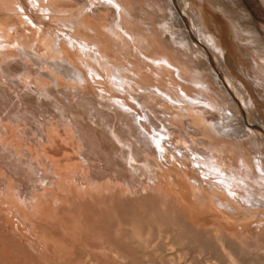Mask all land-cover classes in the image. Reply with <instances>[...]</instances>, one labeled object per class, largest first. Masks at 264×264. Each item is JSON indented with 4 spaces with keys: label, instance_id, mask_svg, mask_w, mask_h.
I'll return each instance as SVG.
<instances>
[{
    "label": "bare ground",
    "instance_id": "bare-ground-1",
    "mask_svg": "<svg viewBox=\"0 0 264 264\" xmlns=\"http://www.w3.org/2000/svg\"><path fill=\"white\" fill-rule=\"evenodd\" d=\"M204 2L227 13L224 33L236 41L238 51L264 58V9L258 0H180V7L176 0H0V212L10 213L19 224L24 210L39 212L38 201L52 182L43 154L24 146L17 150L20 143L14 147L17 143L7 140L9 124L37 146L62 127L87 154L77 169L69 165L71 177L107 180L101 185L84 182L86 190L98 185L108 190L116 182L137 192L143 175L147 187L156 181L158 194L172 192L185 204L192 223L213 230L223 249L224 236L241 241L244 229H264V149L247 153L254 139L239 122L244 112L216 91L207 67L193 60L211 57L180 13L189 8L197 36L223 52L227 46L221 34H212L209 16L199 9ZM247 17L241 22L249 26V35H243L235 26L237 18ZM51 21L58 23L56 30ZM211 22L224 23L220 18ZM244 41L251 43L254 55L241 48ZM163 72L192 85L174 80L178 90L168 94ZM16 78L35 91L38 101L30 92L17 98L7 92L6 86L14 91L10 83ZM89 78L108 95L98 98ZM117 91L124 97L128 92L143 114ZM25 96L38 102L37 111ZM110 104L126 119H114L106 111ZM39 109L52 118L45 119ZM68 109L72 117L64 113ZM155 111L164 117L156 118ZM142 116L145 123L138 122ZM172 149L184 152L178 158ZM90 163L93 168L86 170ZM165 163L172 166L171 174L162 171ZM6 198L13 203L4 209ZM228 257L238 264L230 253Z\"/></svg>",
    "mask_w": 264,
    "mask_h": 264
},
{
    "label": "rangeland",
    "instance_id": "rangeland-1",
    "mask_svg": "<svg viewBox=\"0 0 264 264\" xmlns=\"http://www.w3.org/2000/svg\"><path fill=\"white\" fill-rule=\"evenodd\" d=\"M176 1L180 7V0ZM258 1L264 9V0ZM230 4L232 5V3ZM199 9L204 10L209 16L212 34L219 32L222 36L221 39L224 41L221 40L222 43H226L224 46L227 47L219 53L206 40L198 37L190 22L192 11L189 8L186 11L181 8L180 13L187 19L190 33L194 35L199 44L206 48L208 55L211 57L193 58V60L197 64L207 67V73L209 72L207 78L217 89L216 91L223 93L222 96L227 97L229 101L232 100L230 103L238 110L240 108L243 110L244 114L239 116V122L251 132L252 140L254 139V142L252 141L248 145L250 148L247 146L249 148L247 153H252L258 147L264 149V58H250L248 53L238 51L235 46L236 41L231 39L226 31L224 33L227 26V18H225L227 13L225 15L218 9H212L210 4L205 2L204 6L199 5ZM215 17L216 19H222L224 23H221V25L217 22L215 24L211 22V20H216ZM249 20L248 17L240 18V20L237 18L235 27L239 30L243 29V35H249V26L241 21L247 22ZM57 25V22L50 23L52 28L55 27V30L59 26ZM181 28L185 31L184 27L181 26ZM244 42L245 44H239L241 48L244 47V50L249 49L248 52L254 55L255 51L253 47H250L251 43ZM255 50H258V48H255ZM101 71L103 75L106 74L104 70ZM173 74L174 80H178L180 83L183 82V79L177 77L176 73ZM87 75L90 77L89 72H87ZM168 75L163 72L161 78L162 82L165 83V87H167L166 92L171 94L176 91L177 87L175 81L171 80ZM104 77L107 78L106 75ZM101 79L102 77H99L98 80ZM89 80L93 82L92 79L89 78ZM11 81L15 82L10 83L13 86L12 88L15 86L14 91L9 86L5 87L8 91L5 90L8 93L11 91L9 94L13 98H17L22 93L30 92L38 101L33 89H27L26 84L18 81V78L16 80L11 79ZM184 82L183 84L192 85L189 81ZM92 85L95 95L98 91L97 96L99 95L98 98H100V95L104 92L101 90V85H96L94 82ZM173 87L175 88L172 90ZM119 90L124 92L122 88H119ZM119 93L120 97H124L125 92H118L117 94L119 95ZM208 93L211 92L208 91ZM104 94L108 95L107 92H104ZM127 94L129 96L125 94L124 97L127 102H134L131 95L128 92ZM33 97L25 96V99L28 98V102H31L30 100L33 102L35 101ZM101 99H104V102L109 101L106 98ZM32 102V110L37 111L36 103L38 102ZM101 105L104 107L105 104L102 103ZM133 105L136 106L135 109L140 114H143L141 108L135 102ZM112 107L113 105L110 104L109 109H106V111L111 113L114 119L119 116L126 119L123 114L119 115ZM121 108L128 112L124 107ZM39 111L38 113L42 114V109H39ZM64 113L68 117H72L71 109L65 110ZM132 113L137 114L136 112ZM153 114L156 115V118L164 117L162 113L156 111ZM42 116H45L47 120L52 118L46 113H43ZM168 116L169 114H165V117ZM77 117L81 118L80 115H77ZM209 118L213 120L212 117L209 116ZM145 119L144 116L142 118L138 117V122L143 121L145 123ZM165 123L168 124L166 121ZM172 128L178 129L177 127ZM19 130L20 128L9 124L6 135L7 140L12 144L17 143L14 147L20 143L22 148L19 145L20 148L16 147L17 150L23 149L24 146L31 149L35 155L38 153L43 154L46 157H44L45 162L50 164L52 182L49 184L48 194H43L38 201L39 212L32 215L30 211L24 210L23 220H18L19 224H17L15 217L12 219L10 213H6L5 210L3 211L5 214L0 212V264H233L228 257V253L232 255L231 259L236 260L238 264H264L263 228L256 231L250 227L244 229L241 241L232 239L228 235L224 236L223 242L226 249H223L217 234L213 230L192 223L185 204L180 203L172 192L164 197L157 193L155 189L156 181H152L147 187V179L142 175L136 185L140 186L137 192L135 189L128 190L125 185L122 186V189L116 182L111 184L108 190L103 189L106 187L101 189L99 185L107 180H102V182L89 179L86 181L83 180L85 178L71 177L72 171H74L73 168L77 169L78 162L81 159L85 160L87 154L85 151L81 154V149L83 151L85 146L69 138L65 129L62 127L57 128V131L51 133L50 139L45 140L46 142H39L38 146L27 136H23ZM150 131L153 133V128H150ZM224 138L226 137L224 136ZM166 145L169 146V143H166ZM175 150L177 149H172L171 152L177 153V157L180 158V152H184V149L180 152ZM192 159H194L193 156ZM170 160L173 161L172 157H170ZM175 163L178 165L177 162ZM71 164L73 168H70L72 167L69 166ZM75 164L77 167H74ZM90 165L91 163L87 164V169H85L93 168V165L91 167ZM165 165L167 168H163L162 171L171 174L172 166L169 163H165ZM72 179H74V182ZM76 182L79 186L74 185ZM84 182H99V185L87 188V191ZM24 186L23 190L26 188ZM172 187H174L173 183ZM103 190H106V192ZM257 197L259 196L257 195ZM4 201L5 204L3 205L5 206H2L4 209L13 203L12 198H6ZM6 214L10 215L11 219L9 216H5Z\"/></svg>",
    "mask_w": 264,
    "mask_h": 264
}]
</instances>
